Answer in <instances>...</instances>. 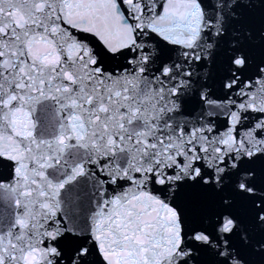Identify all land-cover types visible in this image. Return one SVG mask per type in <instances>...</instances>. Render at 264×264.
Listing matches in <instances>:
<instances>
[{
    "label": "snow or ice",
    "instance_id": "snow-or-ice-1",
    "mask_svg": "<svg viewBox=\"0 0 264 264\" xmlns=\"http://www.w3.org/2000/svg\"><path fill=\"white\" fill-rule=\"evenodd\" d=\"M0 264H264V0H0Z\"/></svg>",
    "mask_w": 264,
    "mask_h": 264
},
{
    "label": "water",
    "instance_id": "water-1",
    "mask_svg": "<svg viewBox=\"0 0 264 264\" xmlns=\"http://www.w3.org/2000/svg\"><path fill=\"white\" fill-rule=\"evenodd\" d=\"M59 199L63 215L68 216L74 223L87 226L94 211V201L97 199L96 190L88 176L68 182L61 190Z\"/></svg>",
    "mask_w": 264,
    "mask_h": 264
}]
</instances>
